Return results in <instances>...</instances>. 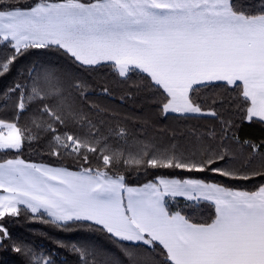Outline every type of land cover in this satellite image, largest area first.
Segmentation results:
<instances>
[{
    "label": "snow or ice",
    "instance_id": "1",
    "mask_svg": "<svg viewBox=\"0 0 264 264\" xmlns=\"http://www.w3.org/2000/svg\"><path fill=\"white\" fill-rule=\"evenodd\" d=\"M0 43L10 51L0 76L31 49L55 48L75 68L21 67L2 94L0 112L11 119L0 118V151L47 141V155L58 162L19 155L0 162V246L21 257L19 264H54L50 253L13 237L6 218L22 212L61 230L77 225L106 235L128 264H264V184L247 190L189 175L130 186L113 171L122 164L137 174L151 168L264 179V141L236 134L237 119L264 123V0L251 9L236 0H0ZM105 64L114 79L138 72V87L162 89L156 102L163 114L198 122L152 136L127 127L118 109L89 101L87 81L76 74ZM232 88L234 108H206L198 95ZM102 93L111 95L110 87ZM177 197L208 202L210 222L172 211L169 200ZM56 244L81 264H123L93 245Z\"/></svg>",
    "mask_w": 264,
    "mask_h": 264
},
{
    "label": "trees",
    "instance_id": "2",
    "mask_svg": "<svg viewBox=\"0 0 264 264\" xmlns=\"http://www.w3.org/2000/svg\"><path fill=\"white\" fill-rule=\"evenodd\" d=\"M238 6H243L246 9H251L258 6L261 0H236ZM10 55V51L7 46L0 43V59L4 56ZM50 64L59 68H64L69 71H75L71 61L67 60L60 51L55 48L49 49H31L28 54L19 59L15 65H13L10 73L4 76H0V101H3V92L14 83L17 70L21 67H28L33 64ZM87 81V87L84 91L88 94L89 101H94L101 107L110 106L119 110L121 117H127L124 122L127 127L135 128L138 132H142L144 128L148 129L149 135H156L159 130L167 129L169 132L173 128H182L185 125L191 126V124L197 123L196 117H181L179 114L168 113L163 114L161 112V106L156 102L160 99V93L162 89H152L149 92L144 91L139 85H142V75L138 72H133L127 79H114L110 66L105 64L103 67L92 71L79 70L76 72ZM108 86L111 89V95H104L102 93V87ZM214 91L201 90L200 95L205 101V107H233L231 100L237 96V91L232 88L227 92H224L223 96H215ZM131 93L132 95H128ZM121 96L124 97L121 100ZM217 100L216 104H213L212 99ZM14 97L7 99L9 108L11 107ZM224 103H220V101ZM0 118L11 119L9 114L0 112ZM147 122L146 124L144 122ZM203 123L204 121H199ZM23 119H21V126H23ZM239 125L236 134L241 141L248 139L254 142L264 141V123L258 120L252 122L241 121L237 119ZM118 131V128H117ZM143 137H141L142 139ZM163 140V137H160ZM47 141L32 142L30 145L25 143L23 150L19 153L11 151H0V162L6 159H12L16 155L30 162L37 163H51L57 165L58 162L54 157L47 155ZM125 157H127V151H125ZM59 163H65L60 161ZM71 166L70 162H67ZM95 166V165H94ZM103 167L102 163L100 165ZM114 172L125 173L127 175V181L130 186H141L149 180H153L156 177H169L184 179L189 175H196L199 178L215 180L218 183L227 185L228 187L241 188L247 190H255L261 184H264V179L260 177L253 178L249 181H233L228 180L220 176H213L211 173L207 174H189L181 170L175 169H151L147 171L144 168L137 170L133 168H125L122 164L118 165ZM199 206L186 201L184 198L177 197L169 200V208L172 211H183V214L189 216L194 222H210L209 217L213 213V208L208 202H197ZM6 223L12 232L14 238H24L37 247V250H43L45 254H51V258L54 264H81V259L77 254H73L66 248H60L57 246L56 241L76 242L82 244H88L96 246L104 250L107 256L118 258L123 264H128L124 256L120 252L121 245L114 243L106 235H102L94 231H85L82 226L71 225L70 227L76 228V231H66L58 229L50 224L42 223L40 220H30L29 215L24 212L20 217L6 218ZM123 246H128L127 242ZM21 257L12 252L10 248L5 250L3 246H0V264H19ZM91 259V258H89ZM103 260L104 257L98 258Z\"/></svg>",
    "mask_w": 264,
    "mask_h": 264
},
{
    "label": "crops",
    "instance_id": "3",
    "mask_svg": "<svg viewBox=\"0 0 264 264\" xmlns=\"http://www.w3.org/2000/svg\"><path fill=\"white\" fill-rule=\"evenodd\" d=\"M3 162V161H2ZM30 162V161H29ZM34 163H37V162H34ZM165 178H169V177H165ZM0 194H3L2 190H0Z\"/></svg>",
    "mask_w": 264,
    "mask_h": 264
}]
</instances>
